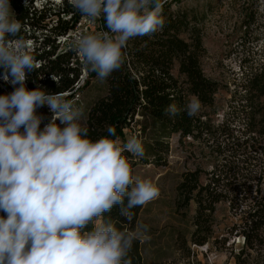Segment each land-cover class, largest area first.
I'll return each mask as SVG.
<instances>
[{"label": "clouds", "instance_id": "1", "mask_svg": "<svg viewBox=\"0 0 264 264\" xmlns=\"http://www.w3.org/2000/svg\"><path fill=\"white\" fill-rule=\"evenodd\" d=\"M69 3L83 16L103 15L106 21L109 31L73 37V51L101 80L121 69L130 38L153 35L165 24L162 0ZM22 28L10 0H0V69L3 80L15 86L0 95V212L5 213L0 216V264H132L134 241L146 238L148 226L119 230L105 214L119 206V215L131 224L132 209L159 197L156 184L135 177L123 155L143 157V144L131 136L121 145L119 137L110 138L112 126L108 136L93 140L79 122L82 108L64 93L29 90L25 82L38 64ZM44 105L53 115L41 129L44 117L37 109ZM201 107L199 97L192 96L184 110L192 117ZM179 112L175 104L165 109L171 117Z\"/></svg>", "mask_w": 264, "mask_h": 264}, {"label": "trees", "instance_id": "2", "mask_svg": "<svg viewBox=\"0 0 264 264\" xmlns=\"http://www.w3.org/2000/svg\"><path fill=\"white\" fill-rule=\"evenodd\" d=\"M33 0L28 6L21 0H10L16 19L23 28L21 35L25 40L27 30L49 32L41 33L37 48L31 50L38 68L28 74L26 86L29 90L42 87L50 93H64L69 100L80 88V64L75 57L73 46L67 45L64 51L57 52L61 40L75 29L83 16L64 0L57 11L36 10ZM64 16H69L64 19ZM162 16L165 24L162 30L150 36L130 38L127 47L122 49L124 64L108 78L101 80L95 72L86 70L84 85L92 79H99L106 84L105 97L96 100L87 110L83 126L88 128L91 139L97 140L108 136L107 127L115 128L111 139L119 137L121 145L127 140L126 132H132L144 147L143 157H133L125 151L132 169L137 164L166 165L169 153V139L178 136L179 140L202 139L203 136L215 135L226 140L222 148L216 150L217 161L211 179L200 183L201 171H187L181 174L176 186L178 211L188 209L190 202L195 203L192 218V230L187 234H176L183 246L190 253L189 246L202 247L208 243L225 245L226 237L220 240L213 237V214L215 206L225 201L232 209L247 206L246 215L238 227L243 246L233 256L235 264H257L264 261V196H258L259 178L254 172L256 154L264 152V145L258 139H264V56L252 65L245 61L240 68L238 89L231 93L229 116L214 126L206 119L203 109L214 106V97L219 90L216 81L207 78L200 66L203 52L200 19L186 9L173 11L163 6ZM55 17L54 25L49 29L46 23ZM100 24H105L103 15ZM74 62L72 63V61ZM177 65L178 76L174 77L172 68ZM3 69H0V77ZM55 75L56 81L51 76ZM40 78V79H39ZM240 90V91H239ZM6 94L0 87V95ZM192 96H198L202 107L199 113L189 117L184 110ZM175 104L180 112L175 117L165 114L168 105ZM137 134V135H136ZM225 180L221 184L220 176ZM257 178V179H256ZM256 184L253 185L252 182ZM253 188H256L253 196ZM250 200V202H248ZM127 203V198H125ZM143 206L132 209L134 218L131 224L119 215V206H114L105 218H111L119 230H134ZM184 214V213H182ZM92 225L87 230H91ZM141 238L134 241L129 253L132 264H143L141 257ZM190 264V263H188ZM198 264V263H197Z\"/></svg>", "mask_w": 264, "mask_h": 264}, {"label": "rangeland", "instance_id": "3", "mask_svg": "<svg viewBox=\"0 0 264 264\" xmlns=\"http://www.w3.org/2000/svg\"><path fill=\"white\" fill-rule=\"evenodd\" d=\"M21 1L22 4L25 3V0ZM63 2L64 0H33L32 6L36 10L45 6L46 9L57 11L62 8ZM66 2L69 4V0ZM169 9L173 11L186 9L202 21L200 27L203 52L200 66L204 75L219 85L213 108L202 111L211 125L218 126L224 121V116L230 115L229 100L231 93L238 89L241 64L245 61L247 65H252L264 56V0H183L174 6H169ZM68 18L69 16H64V19ZM55 20V17H52L50 22L46 20L48 25L46 29L54 25ZM26 30L27 36L31 37L26 40L30 42L31 50L38 47L41 33L50 35L46 30L37 31L28 28ZM103 31H109L106 21L105 24H100L97 18L92 20L86 16L82 17L75 29L68 33L66 41L60 43L57 52L64 51L67 45L73 46V37L77 34H94ZM75 55L81 68L75 89L80 88L69 100L73 101L77 108H82L83 116L79 122L83 125L88 108L96 100L105 97L107 86L99 79H92L84 85L86 72L82 68L81 58L77 53ZM172 74L181 81L176 64L172 68ZM2 76L0 87L6 94L11 93L15 86L5 82ZM37 115L44 117L41 124L43 129L53 114L50 108L44 105L37 109ZM57 123L60 122L57 120ZM136 130L134 126L132 132H126L127 138L135 136ZM258 141L264 145V139ZM224 143L226 140L223 137L219 138L215 135L203 136L198 140L188 137L179 140L175 135L169 139L166 165L137 164L132 169L135 177L152 180L159 189V197L144 205L138 217L139 224L148 226L146 238H141L140 252L143 264H235L233 256L243 246L238 227L246 216L244 211L247 206L232 209L225 201L216 204L213 214V237L218 240L226 237L224 246L212 245L211 242L202 247L188 245L189 253L183 246L181 238L175 241L177 233L182 235L192 230V218L195 213L193 201L183 212L176 209V186L180 182V176L187 171L199 170L200 183L208 182L215 166H218L215 164L220 161L216 150L222 148ZM254 156L257 160L254 162L253 174L259 178L256 188L260 197L264 196V152ZM216 174L220 176L218 172ZM219 179L221 184L225 182L222 176ZM252 183L256 184L255 181ZM256 188H253V196L256 195L254 192ZM2 215L5 213L0 212V216ZM257 264H264V261Z\"/></svg>", "mask_w": 264, "mask_h": 264}, {"label": "built area", "instance_id": "4", "mask_svg": "<svg viewBox=\"0 0 264 264\" xmlns=\"http://www.w3.org/2000/svg\"><path fill=\"white\" fill-rule=\"evenodd\" d=\"M181 1L183 0H162V3H163V6H174ZM97 19H100V17H98ZM66 39H67V36L61 40V43L65 42Z\"/></svg>", "mask_w": 264, "mask_h": 264}]
</instances>
